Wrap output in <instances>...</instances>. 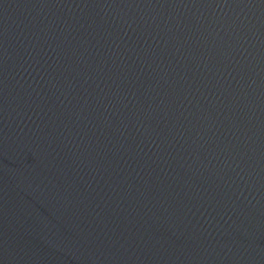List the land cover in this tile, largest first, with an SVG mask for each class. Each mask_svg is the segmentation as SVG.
Here are the masks:
<instances>
[{
	"label": "water",
	"instance_id": "1",
	"mask_svg": "<svg viewBox=\"0 0 264 264\" xmlns=\"http://www.w3.org/2000/svg\"><path fill=\"white\" fill-rule=\"evenodd\" d=\"M0 264H264V0H0Z\"/></svg>",
	"mask_w": 264,
	"mask_h": 264
}]
</instances>
